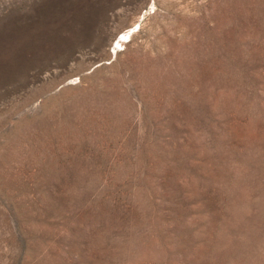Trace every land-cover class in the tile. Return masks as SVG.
Masks as SVG:
<instances>
[{
  "label": "rangeland",
  "instance_id": "obj_1",
  "mask_svg": "<svg viewBox=\"0 0 264 264\" xmlns=\"http://www.w3.org/2000/svg\"><path fill=\"white\" fill-rule=\"evenodd\" d=\"M0 264H264V0H0Z\"/></svg>",
  "mask_w": 264,
  "mask_h": 264
},
{
  "label": "bare ground",
  "instance_id": "obj_2",
  "mask_svg": "<svg viewBox=\"0 0 264 264\" xmlns=\"http://www.w3.org/2000/svg\"><path fill=\"white\" fill-rule=\"evenodd\" d=\"M125 35V34H124ZM124 37V36H123Z\"/></svg>",
  "mask_w": 264,
  "mask_h": 264
}]
</instances>
